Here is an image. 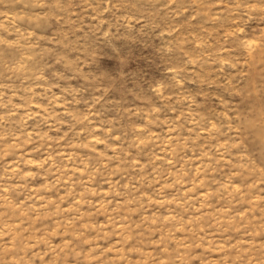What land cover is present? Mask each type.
Returning a JSON list of instances; mask_svg holds the SVG:
<instances>
[{"label":"rangeland","instance_id":"rangeland-1","mask_svg":"<svg viewBox=\"0 0 264 264\" xmlns=\"http://www.w3.org/2000/svg\"><path fill=\"white\" fill-rule=\"evenodd\" d=\"M0 264H264V0H0Z\"/></svg>","mask_w":264,"mask_h":264}]
</instances>
